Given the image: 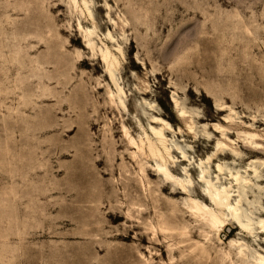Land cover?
<instances>
[{
    "label": "rangeland",
    "instance_id": "obj_1",
    "mask_svg": "<svg viewBox=\"0 0 264 264\" xmlns=\"http://www.w3.org/2000/svg\"><path fill=\"white\" fill-rule=\"evenodd\" d=\"M86 1L0 0V264H225L238 237L248 255L262 250L264 234L244 237L231 215L211 241L186 212L179 225L209 256L181 252L190 243L155 236L128 203L140 194L151 202L129 136L147 141L163 118L172 127L160 151L173 156L168 164L189 193L227 187L244 213L264 218V155L242 146L250 131L264 145V0ZM101 48L116 58L124 105ZM207 64L211 76L202 75ZM218 141L241 155L226 148L217 157ZM153 165L146 168L164 211L172 201L186 209L187 194L158 190ZM230 171L249 182L236 184Z\"/></svg>",
    "mask_w": 264,
    "mask_h": 264
},
{
    "label": "bare ground",
    "instance_id": "obj_2",
    "mask_svg": "<svg viewBox=\"0 0 264 264\" xmlns=\"http://www.w3.org/2000/svg\"><path fill=\"white\" fill-rule=\"evenodd\" d=\"M84 1L85 3H87L86 0ZM70 2H72L75 5V7L78 6V0H70ZM79 24H80V27H82L81 23ZM92 34H93V30H89L87 32V29H86L87 45L91 48H94L93 39L91 37ZM101 51H102L103 59L106 64L107 73L109 77L112 79V81L114 82V84L116 85L118 96L121 102L120 104L124 105V100L121 98V93H123L124 91L121 85L119 84L117 76L115 74L116 58L115 59L112 58V55L110 54L108 49L105 50L101 48ZM82 61H85V60L83 59ZM208 66L209 67H207L206 69L204 68V71H202L203 76H211L214 74V66L212 65L213 66L212 67L210 66V64ZM200 67L202 66L200 65ZM218 75L220 77L219 80L226 81L227 79L226 73L222 72L221 74H218ZM241 88L243 90L242 86ZM220 92L223 95L226 93L224 89L220 90ZM109 94H110V97L112 98V101L115 102L116 95H115L114 90H112L110 86H109ZM232 96H230L231 99L233 98ZM234 99L235 98H233L232 100ZM234 101L236 102V100ZM220 105L223 106L224 104H220ZM176 106H178L177 116L180 119L186 120L187 123L190 124L188 122V119H189V116L187 115L188 110L185 109V107L180 106L179 104L178 105L176 104ZM221 110H223V108H221ZM228 117H231V116H228ZM154 118H157V117H154ZM157 120L164 124V128L172 127L163 118H157ZM215 126L218 129L223 130V126L217 125V124ZM189 127L192 128L191 125ZM164 128L151 127L153 134L148 135L147 141H145V139H141L140 143L134 137L129 136V144L133 145V148H136L132 154L134 157L137 158L138 162L140 163V166H141L140 169L144 175L140 179L139 182L141 186L143 187L144 195L151 199V202L148 201L146 203H142L143 201L141 202V198H140L141 194L138 198H131V200L128 203L130 216L134 218H138L139 220H141V218L145 219L144 220L145 226L150 228L153 231V234L155 236H157L161 232V234L165 238L173 240L175 236L179 235L180 236V239L178 240L179 243H184V244L190 243V244L184 248L179 249L180 248L179 247L177 249H179L181 252H185L184 250L190 249V253L191 252L195 253L198 256L207 255L208 257L209 252L205 246L202 247L199 245V243L193 242L191 244V242L193 241L191 237L192 228L189 225H185L182 228L179 225L178 220L184 218L186 212H189V214L195 219L196 224L193 226V229H199L202 232V234L207 238V240L208 239L211 240L214 234L218 235L219 237L221 231L226 227V225H228L227 215H231V219H233V223L235 225L234 228L239 229L244 234V237L250 238L251 236L257 235V233L264 234V218L254 221V219L251 216H249L246 212L244 213L242 210V204H241L242 200L231 198L230 190L227 187L217 188L214 186V189L208 190L207 193H203L200 191L189 193V190L187 189V185L184 183V181L176 178L174 173L177 172V169L174 168V165L170 166V163H172L173 161H170V163L168 164V161L173 156L169 154L171 157L167 158L160 151L159 143L165 146L167 150L169 149L167 148L166 143H165L166 141H165ZM125 132L126 134L129 135L127 129ZM259 136L260 134H258L257 132H251V131L246 132L244 134V139H243V142H244V144L242 145L243 148L247 150L249 153L264 155V145L262 142L258 140ZM217 146H218V150H217V153H215L217 154V157H220L222 154L226 155V153H223V150H225L226 148L230 149L232 152H234L237 155H241V152H239L235 147L223 141H218ZM208 158L210 159L212 157L208 156ZM145 159H146V162H144ZM152 161H155L156 163V166L153 165L155 166L154 170L157 171L158 173L157 175L160 178V181L159 182L157 181L158 190L163 193L165 190L169 189L170 186H172L173 190L170 191L171 194H178V193L187 194V197H185L182 201L183 204L186 206V209L181 208L180 204L177 201H172L171 202L172 212L168 214L167 212L164 211L165 206L163 207V205L159 202V200H157L156 197L154 196L157 190H154L151 186L152 180L150 176L154 175V172L152 171L150 172L146 168V165ZM259 164L264 165V159H260ZM217 169L219 171H222L224 169V166L221 163H218ZM253 169L255 173L258 172L257 168L254 167ZM229 173L232 179L238 185H240L241 183L247 184L249 182V179L241 175L238 171H234V172L230 171ZM204 181L207 183H211V180H208L205 177H204ZM176 185L178 187H176ZM197 196L203 197V199L205 200L207 204L204 201H200L197 198ZM208 202L210 204H208ZM133 208H136L138 213L141 214L140 217H137L134 215ZM254 223H258V226L255 227ZM255 229H259V232ZM232 232H234V229L231 230V233ZM238 238L230 239L229 250L224 251L222 253L223 261L229 262L225 264H235V262H239V264H264V248L262 250L256 249L254 253L251 254L250 256L246 252V249L249 248L247 241H245L241 237H238ZM219 239H221V237H219ZM173 245L174 243L169 244L171 249L174 248Z\"/></svg>",
    "mask_w": 264,
    "mask_h": 264
}]
</instances>
